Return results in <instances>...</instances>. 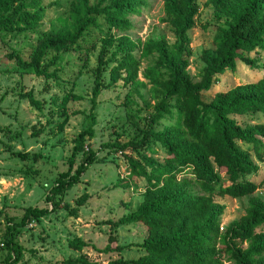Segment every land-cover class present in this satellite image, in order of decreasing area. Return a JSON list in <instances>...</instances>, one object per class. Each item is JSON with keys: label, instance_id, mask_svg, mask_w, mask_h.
Listing matches in <instances>:
<instances>
[{"label": "trees", "instance_id": "obj_1", "mask_svg": "<svg viewBox=\"0 0 264 264\" xmlns=\"http://www.w3.org/2000/svg\"><path fill=\"white\" fill-rule=\"evenodd\" d=\"M41 1L0 0V33H16L22 40L32 34L35 41L27 60L12 50L4 59L13 62L20 75L56 80L62 69L50 66L58 56L72 50L85 54L88 49L84 47L93 49L98 42L91 109L103 86V67H109L108 84L120 80L130 93L148 86V100L142 99L137 109L142 115L125 114L124 122L135 127V137L101 147L120 154L125 149H143L154 155L153 146L158 145L164 156L161 163L138 153L135 159L124 156L127 179L144 182L141 200L134 211L107 223L141 224L146 235L140 243L112 248L106 244L95 249L72 238L67 247L76 252L85 247L98 253H118L129 247L142 251L136 259L116 258L105 264H264V199L254 195L261 183L247 179L257 171L254 161L264 160V122H257L258 115L264 116V78L215 93L207 102L201 99L218 75L234 71L236 60L254 68V58L247 55L264 51V0L204 1V6L212 8L218 27L211 48L203 49L199 55L203 66L197 72V81L187 71L191 56L188 33L194 26L197 0H161L159 22L168 27L170 43L163 37L135 43L125 35H116L129 28L127 17L138 12L143 0H70L66 11L56 18L57 27L47 31L39 29ZM83 59L84 56L80 61ZM141 60L145 66L139 72ZM138 73L143 81L138 80ZM22 96L37 111L41 110L30 93ZM127 96L124 100L130 102ZM51 102L55 105V99ZM235 116L243 121L236 122ZM88 118L89 125L72 140L65 170L56 175L45 193L44 202L50 207L28 206L18 220L4 215L1 247L5 254L0 264H17L21 260L22 249L16 243L20 229L54 212L61 197L80 183L91 164L98 162L97 151L85 145L94 136L93 115ZM7 131L0 127L1 134ZM241 145L249 147L250 152L240 149ZM5 150L19 160L40 156L12 152L6 145ZM214 197H247L243 214L222 232L219 218L223 206ZM85 199V194L79 196L76 206ZM62 264L97 263L79 255Z\"/></svg>", "mask_w": 264, "mask_h": 264}, {"label": "rangeland", "instance_id": "obj_2", "mask_svg": "<svg viewBox=\"0 0 264 264\" xmlns=\"http://www.w3.org/2000/svg\"><path fill=\"white\" fill-rule=\"evenodd\" d=\"M69 1L42 0L39 3L43 8L38 21L39 29L47 31L51 27H57L56 18L66 11ZM204 1L197 0L198 11L194 26L188 33L191 56L187 71L193 81L198 80L197 72L203 66L199 55L203 49L211 48V40L218 27L212 8L204 6ZM143 3L136 14L127 17L129 28L116 35H125L135 43L160 37L170 43L172 36L168 27L159 22L162 16L161 0H143ZM34 42L32 34L28 39L22 40L16 33H0V127L8 129L5 135L0 133V262L5 254L1 247L4 215L18 220L23 209L28 206L50 207L44 202L45 193L56 175L65 170V160L70 154L72 140L89 125L88 115H93L94 136L86 140L85 145L89 144L92 150L97 151L98 162L91 164L81 175L80 183L61 197L60 205L54 212L20 229L16 243L22 249V258L17 264H62L79 255L97 264H105L116 258L136 259L142 251L135 247L118 253H98L90 247L76 252L67 247V241L79 238L95 249H102L106 244L112 248L116 245L140 243L145 237L146 230L141 224L111 226L107 221L116 222L134 211L141 200L144 182L142 179H127L124 156L135 159L138 153V156H150L161 163L163 152L158 145H154V155L143 149L135 152L125 149L120 154L102 148L101 145L122 144L135 137V127L124 122L125 114H140L137 109L141 108L142 99L148 100V86L139 87L138 93H130L128 86L120 80L108 84L109 67H103L100 73L103 86L93 99L94 107L91 109L90 97L97 65L98 42L93 49L84 47L88 49L85 54L72 50L58 56V61L50 66V69H62L56 80L20 75L14 63L4 59L6 53L12 50L27 60ZM134 55L137 56V51H134ZM83 56L81 62L80 58ZM247 56L254 58V68L250 69L236 60L234 71L226 70L218 75L210 89L201 94V99L207 102L215 93L264 78V51L258 50ZM144 66L145 61L141 60L139 72ZM137 78L143 81L139 73ZM25 93H30L39 102L41 110L37 111L29 104L22 96ZM126 95L130 102H125ZM53 99L55 105L51 102ZM137 119L135 118L141 125L142 122ZM233 119L239 123L243 121L239 116ZM257 122H264V116L258 115ZM58 124L60 128H57ZM160 127L161 125L156 129ZM5 145L12 152L40 156L37 159L28 157L26 160H19L10 156ZM239 148L250 152L247 146L241 145ZM78 160L79 155L75 158V164ZM254 163L258 167L257 171L247 176V179L261 183L254 195L264 199V160ZM220 173L224 178L223 173ZM82 194L86 195V199L81 206H76V200ZM246 198H213L223 206L219 218L220 232L229 222L243 214Z\"/></svg>", "mask_w": 264, "mask_h": 264}, {"label": "built area", "instance_id": "obj_3", "mask_svg": "<svg viewBox=\"0 0 264 264\" xmlns=\"http://www.w3.org/2000/svg\"><path fill=\"white\" fill-rule=\"evenodd\" d=\"M219 229L221 230V227H219Z\"/></svg>", "mask_w": 264, "mask_h": 264}]
</instances>
